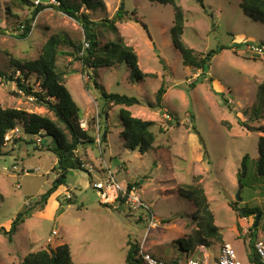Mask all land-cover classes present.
Returning a JSON list of instances; mask_svg holds the SVG:
<instances>
[{
	"label": "rangeland",
	"instance_id": "1",
	"mask_svg": "<svg viewBox=\"0 0 264 264\" xmlns=\"http://www.w3.org/2000/svg\"><path fill=\"white\" fill-rule=\"evenodd\" d=\"M29 1L0 0V70L12 74L15 67L11 58L36 59L49 36L58 34L64 38L60 48L71 55L60 54L57 62L59 67H68L71 71L65 85L80 108L78 123L85 124L83 130L89 129L96 143L77 150L84 159L83 169L71 170L65 186H60L49 197L44 209L32 212L12 240L0 232V264L17 263L30 252L62 243L70 245L73 264H129L126 261L127 241L139 242L150 218L154 226L147 247L151 244L168 251V258L176 257L180 248L175 241L184 233L175 230L184 228L185 235L191 236L196 232L194 205L174 192L175 189L166 194L158 188L163 185L172 188L177 182L193 183L198 176L208 200L211 199L215 224L220 227L224 239L209 241L206 250L217 252L219 247V253L220 245L229 242L242 264H253L249 260V245L256 219L254 215L241 217L230 203L238 202L236 208L239 209L248 205L261 209L254 241H264V184L256 183L254 173H250L244 188L239 189L236 178L245 153L257 158L258 137L262 135L243 130L238 118H248L243 111L257 100L258 86L264 82V53L256 54L248 47L264 43V21L246 16L238 0H203L204 7L197 0H176L184 11L181 40L186 46L198 54L221 45L228 46L212 58L208 69L202 73L200 69L185 65L173 45L171 5L124 0L128 16L132 18L116 22L118 33L99 27L94 29L101 45L119 35L134 48L140 69L148 73L137 81L131 78L125 62L96 69L84 67L76 55H72V44L84 42L83 28L55 7L39 12L32 21L29 36L20 38V24L30 17L34 6L47 2ZM103 2L105 9L87 10L91 20L111 19L120 0ZM241 43L245 45L238 47ZM15 74L19 75V71ZM35 78L31 75L30 83L34 90H40ZM163 81L168 89L162 107H149V103L155 104L156 92ZM102 90L140 99L141 104L125 108L134 116L154 122L151 129L155 142L151 149L141 154L137 149L123 147L120 136L123 124L119 115L123 106L109 105L107 118L102 114L99 117V112L106 108ZM221 92L231 108L221 101ZM0 106L54 118L51 111L38 105L32 96L25 95L14 81L6 78H0ZM174 118H178V123L173 122ZM21 126L17 123L6 133L7 144L1 152L5 156H0V227L5 229L10 228L16 214L37 200L57 176L52 170L56 164L55 155L47 150H34L35 145L27 142L40 138L23 134ZM99 127L100 134L105 128L108 130L105 143L99 141ZM101 158L111 159L110 171L122 186L133 179L141 181V188L138 182L134 185L140 188L143 206L135 207L126 201L124 204L102 203L99 192L93 188V183L102 177L95 167L92 168L106 166ZM118 166L124 168L118 170ZM104 171L106 168L101 169L102 175ZM253 185L257 189L256 186L252 188ZM238 190L239 201L236 198ZM65 192H69L71 198L67 199ZM199 247L192 246L185 253L184 246L181 257L196 258L193 253H197Z\"/></svg>",
	"mask_w": 264,
	"mask_h": 264
},
{
	"label": "trees",
	"instance_id": "2",
	"mask_svg": "<svg viewBox=\"0 0 264 264\" xmlns=\"http://www.w3.org/2000/svg\"><path fill=\"white\" fill-rule=\"evenodd\" d=\"M28 2L29 0H24ZM46 3H41L31 11V15L21 26L19 37L26 39L32 30V21L36 15L47 7H55L58 11L75 19L81 24L84 32V42L79 45L72 44L73 53L76 55L84 67L96 69L99 67H112L118 63L125 62L131 71V78L137 81L142 80L148 75L143 72L138 63V56L131 45H127L124 39L118 35L115 40H110L100 44V38L96 33V27L106 29L113 33H118L116 22H123L131 19L125 9L124 0H120L119 6L111 19H101L93 21L89 18L87 10H96L98 7L105 9L103 0H51ZM160 4H169L173 8V21L170 28V35L174 47L179 51L182 61L185 65H189L195 69H200L205 73L209 67L212 58L221 50L228 46L221 45L215 49H210L204 54H198L193 48L184 44L181 36L184 31V11L176 0H149ZM204 7L203 0H197ZM239 6L243 13L252 20L264 21V0H238ZM30 3V1L28 2ZM34 5V3H31ZM137 20V18H135ZM138 21V20H137ZM146 28L145 25H143ZM20 30V29H19ZM64 38L58 34L48 37L42 46V49L36 59L18 60L11 58V63L15 67L12 74H7L0 70V78H6L14 81L25 95L32 96L38 105L46 107L54 115L51 118L47 115L38 114L35 112H27L16 108H2L0 106V156L2 149L6 146V133L14 129L17 123H21L22 133L29 136H38L39 140L28 141V144H34L35 149L47 150L53 153L56 157V164L52 170L57 172V176L51 183V186L37 200L31 201L27 208L12 219L10 228L5 229L0 227V232L3 233L9 240L19 231L22 223L32 215L35 209H44L49 197L60 187L65 186L67 176L74 169H83L84 159L77 154L80 147L95 144L94 136L90 135L89 129L83 130L78 123L79 106L74 101L70 91L65 83L70 70L68 67L61 68L58 65L60 54L71 55L63 48H60ZM260 42L258 44H261ZM244 43L238 45L241 46ZM245 45V44H244ZM19 71V75L15 73ZM35 75L40 90H34V86L30 83L31 75ZM168 85L165 81L156 92L155 104L149 103V107H162L163 97L166 94ZM102 98L106 108L99 112V117L103 115L106 119L108 116L107 107L110 105L123 106L119 115L123 124V129L120 132L122 145L129 150H139L144 154L152 148L155 142V134L152 131L154 122L134 116L132 112L125 108L133 105L141 104L140 99L135 96L126 94L109 93L102 90ZM221 101L231 108L224 93H219ZM248 115V118H238V124L247 132L261 133L258 137V155L254 159L249 153H245L240 161L239 169L236 173L237 184L239 189H243L248 175L254 173L255 182L264 184V82L258 86L257 100L247 110L243 111ZM102 114V115H101ZM176 123H178V118ZM243 119V120H241ZM108 130L105 128L100 135V143H105ZM11 153H8L10 155ZM3 158V157H2ZM259 176L260 178H258ZM197 177L193 183H181L177 186V193L190 200L194 205L193 220L195 222L194 236L185 235L176 239L175 243L179 245L180 251L178 256L169 258L176 260L181 257L185 246V253H188V248L197 245L207 246L208 242H221L223 240L220 232V227L215 224V214L211 208L208 196L204 186L199 182ZM134 183H128L127 188H131ZM137 184V182H136ZM256 185H253L254 188ZM257 189V186L256 188ZM254 190V189H252ZM69 203H74V200H68ZM117 203H125V198H119ZM108 205V204H104ZM231 207L238 210L241 217L254 215L255 219L262 216V211L257 206H243L242 209L236 208L238 202L230 203ZM256 226L252 227L250 233L251 242L249 245V260L256 264L259 257L255 252ZM138 241L129 239L127 245L129 251L126 256V261L129 264H141L138 257ZM14 264H73L71 247L68 243H62L54 248H44L37 252H30L25 255L19 262Z\"/></svg>",
	"mask_w": 264,
	"mask_h": 264
},
{
	"label": "built area",
	"instance_id": "3",
	"mask_svg": "<svg viewBox=\"0 0 264 264\" xmlns=\"http://www.w3.org/2000/svg\"><path fill=\"white\" fill-rule=\"evenodd\" d=\"M84 45L88 46V43L84 42ZM248 47L256 54L261 55L264 53V43L251 44ZM165 116L169 118L168 115ZM80 125L82 129H85V124L83 122H81ZM7 139L8 138L5 136V140ZM13 168L15 169L14 165ZM93 188L99 192L103 204L114 203L119 198H125L126 203L132 206H143V202L141 201L139 194L140 188L134 184L131 188L122 186L119 182H117L115 176L110 170L100 180L93 183ZM65 197L69 199L71 198V194L69 192H65ZM153 226L154 222L150 218L143 238L137 242L138 257L141 264H212L207 259L200 260L192 257H178L176 260H171L169 258L156 255L149 250V246L147 247L148 236ZM53 234H56V231H53ZM255 252L259 257V261L256 264H264V241L262 239H256ZM214 264H242V262L238 259L231 243L224 242L220 245V252Z\"/></svg>",
	"mask_w": 264,
	"mask_h": 264
},
{
	"label": "crops",
	"instance_id": "4",
	"mask_svg": "<svg viewBox=\"0 0 264 264\" xmlns=\"http://www.w3.org/2000/svg\"><path fill=\"white\" fill-rule=\"evenodd\" d=\"M163 103H164V100H163ZM166 108L164 107V110H165ZM107 147V146H106ZM110 158H112V157H110ZM102 160H103V162H105V164H106V166H104V167H102V166H95L94 164V166H92V168L93 167H95V169H96V172L99 174V176L100 177H103L104 175H105V173L107 172V170H111L112 169V162H111V159H109L108 161L107 160H105L104 158H101ZM103 168H106V171H104L105 173H104V175H102L103 173H101V169H103ZM123 169L124 168V166H118V170H120V169ZM146 176V175H145ZM202 179H204V177L202 178ZM134 182H138V184H139V187H140V180L138 181V179H133V181L131 182V183H134ZM128 184V183H127ZM180 183L179 182H177V183H175V185L172 187V188H165L166 186H162V187H160V188H158V190H160V192L162 191V192H164V193H166V194H171V193H169V192H167V191H169V190H174L175 189V191L174 192H176V188H177V186L179 185ZM141 188V187H140ZM206 190V189H205ZM174 192H172V194H174ZM211 201V199H209V202ZM169 225H171V224H169ZM183 228V227H182ZM184 229V228H183ZM183 229H181V227L178 229V230H175V232H181V233H184V235L183 236H185V232L183 231ZM183 231V232H182ZM224 240V239H223ZM149 247L152 249V252L153 253H155L156 255H158V256H162V257H165V258H168L169 257V255H168V251L166 252L165 250H163V249H161V248H156L155 246H152L151 244L149 245ZM218 250H219V247H217V252L215 251V249L213 250V252L212 253H209L207 250H206V248H205V246H203V245H200V247L198 248V252L197 253H193V255L197 258V259H200V260H205V259H207V260H209L212 264H214L215 263V261L217 260V257H218V255H219V253H218ZM186 255V254H185ZM215 255V256H214ZM211 256H213V258H215V260L211 257Z\"/></svg>",
	"mask_w": 264,
	"mask_h": 264
},
{
	"label": "water",
	"instance_id": "5",
	"mask_svg": "<svg viewBox=\"0 0 264 264\" xmlns=\"http://www.w3.org/2000/svg\"><path fill=\"white\" fill-rule=\"evenodd\" d=\"M173 122H176L175 118H174ZM236 198H237L238 201L241 200V197H240V190H238V192H237V194H236ZM257 222H258V217H257V219H256V223H255V225H257Z\"/></svg>",
	"mask_w": 264,
	"mask_h": 264
}]
</instances>
